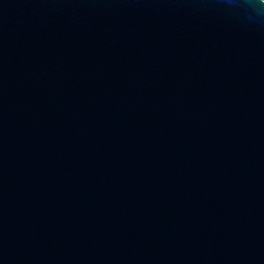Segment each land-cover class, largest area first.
I'll use <instances>...</instances> for the list:
<instances>
[{"label": "water", "instance_id": "water-1", "mask_svg": "<svg viewBox=\"0 0 264 264\" xmlns=\"http://www.w3.org/2000/svg\"><path fill=\"white\" fill-rule=\"evenodd\" d=\"M0 264H264V0H0Z\"/></svg>", "mask_w": 264, "mask_h": 264}]
</instances>
